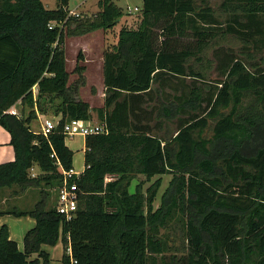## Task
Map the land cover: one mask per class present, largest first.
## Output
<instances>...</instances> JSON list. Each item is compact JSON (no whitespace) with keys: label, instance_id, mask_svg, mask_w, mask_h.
<instances>
[{"label":"trees","instance_id":"trees-1","mask_svg":"<svg viewBox=\"0 0 264 264\" xmlns=\"http://www.w3.org/2000/svg\"><path fill=\"white\" fill-rule=\"evenodd\" d=\"M57 1L50 9L42 0H0V125L15 151L14 160L0 163V189L40 188L31 210L0 209V216L36 220L24 249L8 225L0 227V264H51L43 246L59 241L62 264H264V57L262 65L253 62L256 51L264 52V0H221V15L212 0H142L138 25H122L104 52L106 96L97 113L109 131L85 138V169L68 182L78 197L69 220L50 202L63 185L62 170L74 168L63 128L93 115L89 102L71 94L65 34L112 29L125 11L114 0H99L97 12L76 17L69 15L70 0ZM228 35L242 42V57L224 51L226 76L214 95L193 85L188 97L171 96L168 89L177 90L180 78H205L191 61ZM83 70L77 65L74 72ZM153 93L162 95L158 111ZM249 94L256 104L243 112ZM19 101L22 114H11ZM205 102L202 115L192 113ZM36 108L61 117L48 136L31 128ZM155 111L167 120L192 115L179 118L168 138L150 124ZM210 119L213 134L206 138ZM35 165L40 173L33 176ZM165 174L172 178L156 206ZM138 175L151 184L144 189L138 182L131 191ZM178 215L188 245L168 260L172 248L161 230Z\"/></svg>","mask_w":264,"mask_h":264},{"label":"rangeland","instance_id":"rangeland-1","mask_svg":"<svg viewBox=\"0 0 264 264\" xmlns=\"http://www.w3.org/2000/svg\"><path fill=\"white\" fill-rule=\"evenodd\" d=\"M46 3V7L50 9H54L57 7L56 0H44ZM79 3H81V6L75 5V0H70V6L72 8H79L78 11H81V13H95L99 10L98 1L99 0H77ZM116 3L122 7L125 11V14L123 18L121 19L118 24L108 30L99 29L95 30L93 32L83 34V35H71V34H65V51H66V59H67V70L70 73L69 77V86L71 87L72 91L71 94L76 98L80 99L83 98H90L92 104L97 105L100 102V92L102 90V84H103V69L101 65L98 67L99 63L102 60V56L104 55V52L111 47L116 42L115 33L118 31V28L122 27V25H128L135 27L138 25V23L141 20V12L136 11L135 7L142 6V0H116ZM221 0H212L211 6L215 9L217 15H221V12L219 11ZM128 7L132 9V12L128 14ZM87 11V12H86ZM189 38H185L183 40L188 41ZM242 42L240 39H238L235 36L228 35L225 37H220L217 40L213 41V43L210 45V47L202 54V59H193L191 61L192 66L194 69L198 72H201L204 75V79L197 78L196 76H187L184 78H180L178 84V88L175 91H172L170 93L171 96L174 94H182L185 97L189 96L191 87L193 85H197V87H200L204 95L206 97L210 95H214V92L216 91L218 87V81H221L225 78L226 68L224 69L223 63L226 58V52L227 50H232L234 55L242 57L241 55V49H242ZM82 53L81 60H78V54ZM257 55H255V59L253 62L255 63H261L260 57H264V52L256 51ZM79 64H84L86 67L85 72L78 73L74 72L75 67ZM262 65V63H261ZM264 66V65H262ZM182 81V83H180ZM85 82L84 88L81 86ZM173 84H177L173 81ZM79 87V91L75 92L74 89L76 87ZM99 92V94H98ZM159 92V91H158ZM159 95V101L155 100V93L151 96V105L154 106L153 111L155 109H159L161 104L162 95L158 93ZM164 98H169L167 95L163 94ZM88 100V99H86ZM256 102H254V97L252 95H246L244 98V101L242 105L240 106V110L243 112L247 111V108H250L252 105L255 106ZM207 107V102L203 103L202 107L197 111H192V113L203 114L205 109ZM148 108V107H147ZM27 109H29L27 107ZM152 108H149L151 110ZM231 107L225 108L224 112H229ZM150 119V124L155 125L158 123L157 128L155 130V133L157 135H162L165 137H172L177 133V130L179 128V118H184L191 116V112H186V114H182V116L176 115L175 117H172L170 120H167L166 117H163V115H156ZM49 117H54L52 114H42ZM44 116V118L46 117ZM57 117V116H56ZM55 117V118H56ZM95 120L97 116H94ZM213 126H214V120L210 119L209 124L207 128L202 132V136L209 138L213 134ZM32 127L34 129H41L42 128V122H39V118H36L34 122L32 123ZM84 136L77 135L74 137H66V143L70 146V148L74 151V165L76 171H83L85 167V161H84V153L82 148L84 147ZM32 173V171H31ZM172 178V174H165L162 176V186L159 190L158 199L155 202V205L158 206L160 204V196L164 192V190L167 188V186L170 183V180ZM141 183L143 185V188H147L151 182H148L146 180V177L144 175H138L132 182L131 191H134L135 185L137 183ZM44 185V184H42ZM52 193L57 199L58 192L55 190H52ZM36 198L39 200L40 198V188L37 190V196ZM57 202V200H56ZM1 207V206H0ZM16 207V204L12 205V208ZM182 217L181 215L177 216L171 223L170 227L163 228L161 230V233L166 238V240L169 241L172 250L165 253L166 259H170V256L172 253L177 252L178 254L182 253L187 248L188 240L186 235L185 227L182 223ZM169 235V236H168ZM61 250L58 249V251H54V254L56 256L61 255ZM61 257V256H60ZM56 258V257H55ZM52 259V264H58L57 259Z\"/></svg>","mask_w":264,"mask_h":264},{"label":"crops","instance_id":"crops-1","mask_svg":"<svg viewBox=\"0 0 264 264\" xmlns=\"http://www.w3.org/2000/svg\"><path fill=\"white\" fill-rule=\"evenodd\" d=\"M42 1H43L44 5L46 6L45 1L44 0H42ZM114 1L116 2V0H114ZM56 2L58 4L57 0H56ZM75 5L81 6V3H79L77 0H75ZM137 7H139V6H137ZM141 7H139V8L141 9ZM77 9H79V8H77ZM118 30H119V28H118ZM112 44H115V43H112ZM101 58H102V60L99 63L98 67L101 65V67L103 69V67H104V55ZM77 65H81L84 67V70L82 71L84 73L86 70L85 65L79 64V63H77ZM175 81H176V79H175ZM84 85H85V82H83V84H81V86H83V88H84ZM102 85H103L102 90L100 92V102L97 105L92 104L90 98H83V97L80 98V100H84V101H87L90 103L91 112L93 115L92 119H90V121L98 122L101 120L100 117L98 116L97 108L102 107L104 105V99L106 96L104 74H103V84ZM154 87L158 88L159 85L156 84ZM168 90L174 91V89H170V88ZM74 91H76V92L79 91V87L77 86L74 89ZM34 92H35V96H37L38 90L36 87L34 88ZM98 94H99V92H98ZM86 99H88V100H86ZM160 99L162 100V98H160ZM155 100L159 101V95H157ZM15 107L18 109L24 108V106L23 105L21 106V104L19 102L15 104ZM24 111H25L24 113L27 115L30 112V108L27 109V107H25ZM36 111H37V117L36 118H39V122L41 121L43 123V121L45 119L44 116H46V115H42V113L39 112L37 110V108H36ZM94 116H97L96 120H95ZM54 117H56V116H54ZM59 117H60V115L57 116L56 118H59ZM35 119H33L31 122V128L35 132H40L42 128L39 130V129H34L32 127V123L34 122ZM144 122H147V120ZM84 138H86V137L84 136ZM10 141H11L10 133L4 127H2L0 125V163L12 161L15 159V151H14V148H13L12 144L10 143ZM82 150H83V153H85V140H84V147L82 148ZM84 161H85V158H84ZM84 169H85V167H84ZM31 171H32L31 174L33 176H36L37 174L40 173V169L37 165L33 166L31 168ZM77 172H79V171H77ZM79 173H82V171ZM37 190H38V188H34V187L27 188V189H21L18 186H14L12 188L0 189V206H1L0 209H3V210H11V209L31 210L35 206V204L38 202V199L36 198ZM56 200H57L56 197L54 196V194H52L51 199H50L51 204H53V203L56 204L57 203ZM13 204H16V207L12 208ZM35 223H36V220L31 216L18 217V216H14L13 214H4V215L0 216V227L3 224L8 225L9 231H10V237L17 241L20 249H24L25 235L31 228H33L35 226ZM43 248L46 249L48 252H50L51 262H52V259H54L56 257L55 259H57V261H59L57 263L62 264L61 258H62L63 253H64V245L61 241H59V243L55 246L44 245ZM58 249L61 250V253H60L61 255L56 256V254H54V251H58ZM68 252L70 253V251H68Z\"/></svg>","mask_w":264,"mask_h":264},{"label":"built area","instance_id":"built-area-1","mask_svg":"<svg viewBox=\"0 0 264 264\" xmlns=\"http://www.w3.org/2000/svg\"><path fill=\"white\" fill-rule=\"evenodd\" d=\"M135 10L139 11L140 8L136 6ZM127 11L132 12V9L128 7ZM69 15L80 17L83 16V13H81V11H78L77 8H71L69 10ZM53 25L54 23H52L50 27H53ZM19 103L22 106V102L19 101ZM8 111L11 114H16V115L22 114L21 109L16 108L15 105L12 106ZM60 118L61 117L55 118V117L46 116L42 123V129L40 132L45 136H48L51 133H53L58 126ZM108 131H109L108 125L105 120L94 122L90 120L85 121L81 119H72L66 122L63 128V133L66 135V137H73L77 135L86 137L87 135L108 133ZM52 156H54V154H52ZM62 173L64 175L63 185L59 188L56 208L59 213L64 214L66 218L69 220L72 219V217L75 215L78 209V197L75 190L76 186L75 185L70 186L68 182L74 176H79L80 173L75 171L74 168H71L69 170H62ZM111 179H112L111 175L106 177L107 181ZM68 251H70L71 253L70 248L68 249ZM74 262L76 261L74 260Z\"/></svg>","mask_w":264,"mask_h":264}]
</instances>
